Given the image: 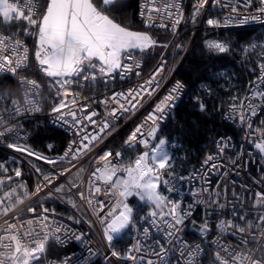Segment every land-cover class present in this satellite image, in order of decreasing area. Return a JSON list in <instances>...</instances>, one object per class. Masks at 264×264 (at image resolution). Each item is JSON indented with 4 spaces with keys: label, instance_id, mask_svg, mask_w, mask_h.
<instances>
[{
    "label": "snow or ice",
    "instance_id": "snow-or-ice-1",
    "mask_svg": "<svg viewBox=\"0 0 264 264\" xmlns=\"http://www.w3.org/2000/svg\"><path fill=\"white\" fill-rule=\"evenodd\" d=\"M262 5L257 9L258 12L264 13V0H259ZM117 0H47L46 7L43 12H40V0H0V24L12 25L14 22H25L27 27L23 29L24 35L36 36V46L34 58L41 72L47 77L52 78L54 85H59L56 89V97L60 98L59 103L52 107L53 113H58L57 119L63 120L67 116H71L74 125H80L82 121L77 118V112L72 110L71 106L77 105V99L80 94L69 91L70 86L76 82L70 77H79L83 81H95L99 76L110 78L113 74L124 76L133 71L134 68L141 67L140 61L136 59L137 53L143 54L148 49L157 45V41L147 31H133L128 26L117 23L116 20L109 14ZM208 3V0H197V5L193 18L199 14L200 9ZM252 0H246L245 6L250 5ZM227 7V5H225ZM172 8L177 10V15L172 22V29L175 31L177 25L183 19L179 5L170 0H144L141 4L140 15L144 17V24L150 27L155 23L156 19L163 18L166 14L168 19L173 18ZM232 12H237L236 7H232ZM156 14V15H154ZM248 17H245L241 23H244ZM259 19V17H253ZM229 19L225 20V25L229 23ZM209 25L219 26V22L214 19L207 21ZM168 25L160 23L159 27L166 28ZM35 30V31H33ZM166 47V45H164ZM209 48L220 53H225L229 49L227 45L218 42H210ZM255 47V45L251 46ZM29 60V48L19 38L16 33L5 34L0 31V70H7L12 74H16L19 69L27 67ZM125 61H132L126 63ZM260 74L256 80L249 84L250 95H245L243 99L232 97V103L229 105V113L226 118L235 119L238 117L241 124L247 123L248 128H252L251 122L248 120L247 113L256 115V110L259 105H254L253 100L259 99L261 104H264V63L259 64ZM163 71L161 66L155 73L143 84L139 85L138 89H130L127 94L117 93L111 99L119 103L117 97L126 101L129 107L125 104H119V108L125 112L135 109L139 104V100L143 97L141 93H146L151 96L159 87V82L156 77ZM139 76L140 72H136ZM20 83L26 85L24 93L23 105L12 99V110L4 109L9 112V119L16 115L27 111H40L39 101L34 99L39 95L40 84L36 80L21 77ZM184 85L177 81L176 84L169 89L167 95L163 97L155 105L152 112L145 118V124L148 121L152 122V127L148 130L147 136L155 137L159 130L158 121L162 120L166 114V109L174 107L175 101L179 98ZM72 96L70 101L67 98ZM4 96L0 94V101L4 100ZM67 101V102H66ZM247 102V103H246ZM71 105V106H70ZM200 110L204 111L206 106L200 103ZM67 109V111H64ZM86 106L81 107L80 111L84 112ZM116 109H113L109 115L116 117ZM98 113L92 111L90 114L84 115L83 119L92 124L97 122L92 117ZM67 122V121H65ZM144 124L136 127L132 134L125 141L126 144L132 146L138 142L149 149L142 154L136 156L134 160H129L126 164L123 162L114 163L109 160L112 157V152H106L97 161V167L92 172L88 182L89 195L86 197L83 191L78 195L82 200H86L89 206L94 203L93 193H100L101 186L96 184V181L101 182L106 187L104 194L115 197V204L109 209L104 217H99V223L104 225L103 233L109 245L112 246L113 241L130 226L134 225V209L127 203L128 197L136 196L142 202H147L154 205V209L149 212L148 216L152 218L151 223L156 224V217L159 216L166 226L163 231L166 233L167 243H171L172 239H180L176 236L181 231L180 225L191 214L181 208L180 204L170 201L160 191L161 182L165 185L169 183L163 177L169 167H171L172 157L164 150L166 139H159L158 144L149 148L147 139L138 140V134L142 133ZM99 133H105L110 127L109 122L105 119L98 125ZM16 126H8V121L0 115V138L15 131ZM84 129L80 128L79 132ZM264 136V129L259 130ZM99 135L85 134L81 137L79 146L73 150V145L76 141L69 144L64 156L60 160H64L69 154H72V159H79L80 155L86 150H90V145L93 141L100 139ZM88 141V143H84ZM255 148L261 153H264V139L255 143ZM7 147L15 149L18 152H27L28 155H36L37 159H45L50 164H55L57 161L49 160L47 157H41L34 153L31 149L21 146L16 143H9ZM51 147V145H49ZM219 150L223 152V147L218 143ZM116 157H120L121 153L117 152ZM214 156L209 154L204 160V164L214 161ZM101 162L102 165H101ZM75 165H73L74 167ZM216 163H211V168H216ZM0 168L3 165L0 164ZM38 172L39 168L36 169ZM5 171H7L5 169ZM71 169H64L60 175L70 172ZM168 175H173L168 173ZM15 176H21L19 169L15 170ZM51 175H44L43 179L48 184L53 182ZM8 181L12 180L11 176L6 177ZM180 179H183L181 177ZM73 188H78L79 185L74 181H70ZM5 184V179L0 178V187ZM18 188L24 189V197L34 195L29 193L25 184H20L17 187L5 191L0 196V216H7L13 211L16 204L23 203V199L18 193ZM42 190L40 185H37L36 192ZM64 185L55 188L56 192H62ZM171 191V188H169ZM203 191H207L204 189ZM198 195V193H193ZM217 195H219L217 193ZM235 195V193H234ZM15 197V203L13 198ZM220 209L225 207L224 204L214 201ZM100 210H103L104 204L101 201H96ZM170 205V207H168ZM193 205H189L191 209ZM167 208L165 211L164 209ZM252 208L257 210L255 219L249 218L247 215L239 216L237 223L234 220H222L217 225L221 237L225 233H230L234 237H238L235 244H224L218 239L214 241L217 246L215 252L216 264H264V191L255 193ZM95 211V209H93ZM159 210V211H157ZM29 212H35L34 208H29ZM48 209H44L47 213ZM170 217L171 219H166ZM143 219H148L144 217ZM16 222L5 220L4 225L0 226V264H41V258L48 250L49 242L64 244L65 240L58 233L61 232L62 225L51 227L48 223V216L44 215L39 220H20L18 217H13ZM39 229V230H37ZM159 230V229H158ZM201 233L209 231L208 222L200 226ZM145 237H149V228H143ZM76 240H80L81 236L74 235ZM183 248L180 249L181 256H184L187 250L186 264H193L195 257L201 251L199 245L192 247L187 241L180 240ZM159 246V251H156L153 245H144L147 249L145 255L139 258L133 255V251L140 252L141 244L139 241L131 246L126 254V259L131 260L134 264H170L169 248H166L159 240L153 242ZM91 253V249H89ZM155 256L157 259H146V255ZM111 255L118 259L122 254L113 250ZM60 264H84V261H73L72 257H66Z\"/></svg>",
    "mask_w": 264,
    "mask_h": 264
},
{
    "label": "built area",
    "instance_id": "built-area-1",
    "mask_svg": "<svg viewBox=\"0 0 264 264\" xmlns=\"http://www.w3.org/2000/svg\"><path fill=\"white\" fill-rule=\"evenodd\" d=\"M160 2L161 0H158V3ZM170 2L178 4L180 12L183 15V19L176 26L175 31L172 29L173 19L177 15L175 8L171 9L173 13L172 19H168L165 14L163 18L156 19L152 26L146 27L144 17L140 15L141 4L144 3V0H138L137 18L143 26L146 29L171 34L170 41L167 43H157L155 46L164 47V51L152 68L146 70L145 58L137 53L136 59L140 61L141 67L139 69L134 68L132 72L127 73L123 77L119 74H113L110 78L98 75L95 81H83L79 77H70V79L76 82L70 86L69 91L80 94L76 97L77 105H70L72 110L77 112V118L82 121L80 125H74L71 116H67L63 120L57 119L59 114L53 113L52 108L45 112L44 116L49 124L63 130L68 136V142L57 158H48L49 160L57 161L55 164H50L42 158L37 159L36 155L30 156L27 152H18L15 149L7 147L9 143H16L31 149L29 142L33 136V132L27 123L38 119L44 114V86L38 79L24 73L27 70L28 64L26 68L19 69L16 74H12L7 70H0V76L8 75L13 77L17 85L16 93L14 94L4 93L0 89V94L5 97L3 101H0V115H3L4 119L8 121V126H16L13 133L4 138H0V164L3 165V168H0V178L5 179V184L0 187V196L5 191H9L11 188L17 187L20 184H25L30 194L35 193L34 195L24 197V189L18 188L17 190L23 199V203L16 204L13 211L9 212L7 216H0V226H5V220L16 222L13 220V217H18L20 220L36 221L44 215L48 216V223L51 227L62 225L63 227L58 235L65 240V243L60 244L50 241L49 244L54 243L67 250L60 256L49 258L45 257V253L41 258V264H60L61 261L69 256L72 257L74 262L82 260L84 264H91L98 257H101L106 264H134L133 261L125 258L128 249L139 241L142 246L141 251H133L132 253L139 258L147 252V249L143 247L144 245H153L156 251H159V246L153 244L155 240H159L166 248L171 250L169 252L170 264H186V260L189 258L187 256V250H185L184 256H181L179 250L184 246L180 243V240L187 241L188 245L192 247L196 245L200 246L201 251L195 257L193 264H216L214 254L218 249L214 241L219 239L224 244H235L238 240V237H234L230 233H225L221 237L220 231L217 228L220 221L234 220L237 223H241L238 219L241 215H247L249 218L255 219L257 210L252 208L255 193L257 191H264V153H261L254 146L255 143L264 139V136L259 131L260 129H264V104H261L259 99L252 101L254 105H259L256 110V115L253 116L250 112L247 113L252 128H248L247 123L241 124L238 117L235 119L226 118L230 111V103L223 111V118L241 129L242 134L238 141L230 134L220 135L215 140L214 149L207 153L200 163L188 169L183 175H164L163 179L168 180L169 183L165 185L162 182L160 187L161 193L170 201L179 203L181 208L191 213L184 221V224L179 226L181 231L176 236L180 239H172L170 244L167 243L166 233L163 231L166 226L163 220L158 216L155 218L157 223L152 224V218L148 216V213L144 216L148 217V219L142 218L141 224L132 236L128 248L124 253H121L122 257L118 259L111 255V252L113 250L117 251V249L109 245L104 237V225L99 223V217L106 216L109 209L115 204L116 198L105 195L104 188L106 186L99 181H96V184L101 186V192L93 193L94 203L92 206H89L86 200H82L78 195L81 191L85 193L86 197L89 195V179L97 167L99 157L104 153L110 151L113 155L109 157V160H112L114 163L123 162L126 164L129 160H134L136 156L149 150L138 142L132 146L125 143L137 126L141 124L145 125L141 130L144 135L138 134V140L147 139L149 148L155 145L164 123L173 109L178 105L185 92L186 86L177 78V73L188 54L194 48L198 37L201 40H205L207 45H209L210 42L224 43L217 37L225 31L246 28L264 29V13L257 11L262 6L259 0H252V3L247 5V7L245 6L246 0H208V3L196 15L195 26L190 31L191 39L189 43L185 47H182L181 39L186 35L182 33V30L190 22L196 9L197 0H170ZM41 5L42 0H40V10ZM232 7H236L237 12L233 13ZM245 17H248V19L244 23H241ZM253 17H259V19H253ZM209 19L217 20L219 26L209 25L207 23ZM226 19L230 21L227 25H225ZM160 23H165L168 26L161 28L159 27ZM3 32L5 34H13L6 31ZM20 39L29 48L30 56L29 44L23 38ZM171 48H173L172 53L170 51ZM179 50L183 51V55L177 62ZM125 62L132 63V61ZM260 63H264V61ZM259 64L256 74L248 81L240 99H243L245 95H250L249 84L259 76ZM161 66L163 67V71L156 77L160 87L151 96H148L146 93H141L143 98L139 100V104L135 109L125 112L119 108V104L121 103L125 104V107L130 108V105L124 99L117 97L119 103L111 99L117 93L127 94L130 89H138L139 85L148 80ZM37 69L40 75L49 78L39 70L38 66ZM137 71L140 72L139 76L136 75ZM21 77L36 80L40 84L39 95L35 96L34 99L39 101L41 110L22 112L14 118L9 119V112L4 111V109H13L11 104L12 99L18 100L21 105L24 102V93L27 86L20 83ZM177 81L184 85L179 98L175 101L174 107L166 109L164 118L157 122L159 130L156 136H147L148 130L153 125L151 121L145 124V118L154 110L155 105L167 95L169 89ZM98 86H100V89H98ZM87 88L92 90L89 96L85 95ZM72 98V96H69L67 101H70ZM56 103H59V101ZM84 106H86V110L84 112L80 111V108ZM113 109L117 110L115 118L109 115ZM64 111H67V109ZM92 111L98 113L97 116L92 117L97 122L96 124H92L83 119L84 115L90 114ZM105 119L109 122L110 127L105 133H99L98 125ZM80 128H83L84 131L77 134ZM85 134L99 135L101 138L93 141L90 145V150L83 152L79 159L73 160L72 154L70 153L64 160H60L59 158L64 156L69 144L76 141V144L73 145V150L75 151L79 146L81 137ZM123 134H125L123 144L116 149H112L111 144ZM84 143H88V141ZM218 143L223 147V152L219 150ZM31 151L36 153L32 149ZM117 152L121 153L120 157L115 156ZM209 154L213 155L215 159L209 162L208 165H205L203 162ZM213 162L216 163V168H211V163ZM73 165L75 166L73 167ZM37 168L40 169L39 172L36 170ZM16 169L20 170L21 176H15ZM64 169H71V171L60 175ZM44 175H51L56 178L53 179L51 184H48L43 179ZM8 176L12 177L11 181L6 179ZM181 177L183 179H180ZM70 181H74L79 187L73 188ZM61 184L64 185V190L62 192H56L55 188ZM37 185L42 187V190L39 192H36ZM169 188H171V191H169ZM204 189H207V191H203ZM193 193H198V195L194 196ZM131 199L141 204H149L140 201L136 196L128 197V204ZM96 201L103 202V210H100ZM214 201L224 204L225 207L220 209ZM13 203H15V197L13 198ZM189 205H193V207L189 209ZM29 208H34L35 212H29ZM44 209H48L47 213L44 212ZM164 210L166 211L167 208ZM166 219L170 220L171 218L166 217ZM205 220L208 222L209 231L207 233H201L199 229ZM145 227L149 228V237L144 236L143 228ZM74 235L81 236V239L76 240ZM89 249H91V253ZM148 258L153 260L157 259L150 254L146 255V259Z\"/></svg>",
    "mask_w": 264,
    "mask_h": 264
},
{
    "label": "trees",
    "instance_id": "trees-1",
    "mask_svg": "<svg viewBox=\"0 0 264 264\" xmlns=\"http://www.w3.org/2000/svg\"><path fill=\"white\" fill-rule=\"evenodd\" d=\"M46 2L47 0H42L41 13L46 7ZM137 4L138 0H117L109 14L117 23L128 26L133 31L150 30L146 29L137 18ZM195 23L196 16L195 18L192 16L188 25L182 30V33L186 34L181 39L182 47L189 43L190 31ZM25 27L27 25L23 21L18 24L14 22L10 26L0 24V31L16 33L29 44L30 56L24 73L38 79L44 86V114L27 123L33 132L29 146L43 157L56 159L68 142V136L63 130L49 124L44 115L59 101L60 98L56 97V89L59 85H54L52 79L39 74L34 58L36 37L24 35ZM155 32L159 33L158 36H162L166 43L170 41L171 34ZM199 38L196 39L194 48L177 73V78L186 86L183 97L168 116L157 137V140L160 137L166 139L172 157L171 167L167 169L165 175L169 172L183 175L188 169L200 163L207 153L214 149L215 140L220 135L230 134L236 141L239 140L241 129L227 122L223 118V111L233 102L232 97L240 99L248 81L256 74L259 62L264 61V29L246 28L222 32L217 38L227 45L229 50L225 53L210 49L206 41ZM253 45L255 47H251ZM163 51L164 47L157 46L140 54L146 60V70L156 64ZM170 51L172 53L173 48ZM182 55L183 51L179 50L177 62ZM0 89L4 93H16L15 79L8 75L0 76ZM91 91L87 88L85 95L89 96ZM201 102L206 106L204 111L200 110ZM124 138L125 134L119 136L111 144V148L120 147ZM129 206L134 209L135 223L122 232L112 244V247L120 253H124L128 248L142 218L151 211L152 207L151 204H141L134 199L129 201ZM66 250L50 243L45 257L60 256ZM91 264L106 263L98 257Z\"/></svg>",
    "mask_w": 264,
    "mask_h": 264
},
{
    "label": "rangeland",
    "instance_id": "rangeland-1",
    "mask_svg": "<svg viewBox=\"0 0 264 264\" xmlns=\"http://www.w3.org/2000/svg\"><path fill=\"white\" fill-rule=\"evenodd\" d=\"M143 31H147V32H149V34H150V35H151V36L157 41V43H162V42L165 41L164 38H159V36H158L159 33L155 32V31H152V30H143ZM164 43H165V42H164ZM161 138H163V137H160L159 139H161ZM159 139L156 141L155 145L158 144ZM164 139H165V138H164ZM164 150H165L166 152H168V154L171 156V154H170V150H169V147H168V144H167V141H166V144H165V146H164ZM161 185H162V182H161ZM161 185H160V187H161ZM153 209H154V205H152V207H151V211H152Z\"/></svg>",
    "mask_w": 264,
    "mask_h": 264
},
{
    "label": "crops",
    "instance_id": "crops-1",
    "mask_svg": "<svg viewBox=\"0 0 264 264\" xmlns=\"http://www.w3.org/2000/svg\"><path fill=\"white\" fill-rule=\"evenodd\" d=\"M159 38H162V36H159ZM165 43H166V41H164ZM164 42H162V43H164Z\"/></svg>",
    "mask_w": 264,
    "mask_h": 264
}]
</instances>
